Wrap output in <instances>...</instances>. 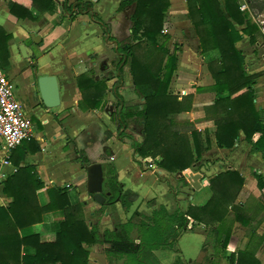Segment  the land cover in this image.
Here are the masks:
<instances>
[{
  "label": "crops",
  "instance_id": "0c3cea01",
  "mask_svg": "<svg viewBox=\"0 0 264 264\" xmlns=\"http://www.w3.org/2000/svg\"><path fill=\"white\" fill-rule=\"evenodd\" d=\"M11 1L28 8L33 19L15 17L10 13L9 0H0V43H3L6 54L1 66L11 78L16 99L30 117L36 133L31 142H24L7 155L6 164L3 163L5 153L0 147V207H7L12 201L3 192V182L18 167H24L33 173L40 185L36 191L39 206L51 203L52 196L56 198V194L52 193L54 189H64V194L72 203L82 204L84 220L89 226L95 221L93 213L102 205L92 207L90 203L94 200L86 190L85 167L88 163L103 165L104 162L101 161L107 156L108 150L111 162L116 168L117 180L123 185V192L130 193L128 200L131 205L127 211H124L120 201L115 204L122 222L129 220L135 211L151 214L153 209L160 207H164L169 214L177 209L186 213L190 205L203 204L207 200V188L212 178L226 171H236L243 178L244 184L235 205L241 207L242 219L248 221V224L244 226L237 222L234 213L230 211L224 228L228 233L223 234L229 235L228 242L224 248L218 243L219 250L215 254L210 252L209 261L230 264L229 258L232 254L247 251L254 252L257 262L264 264V198L252 174L256 171L264 179V150H252V143L245 140L242 132L232 149L217 147L214 123L205 117L204 111L216 99L214 92L209 90L213 79L207 68V60L216 57V53L210 52L205 56L200 53L198 39L187 16L186 0H169L170 6L165 13L162 32L169 33L166 16L183 14L187 18L192 31L190 36L195 40L206 69H201L200 72L196 69L175 71L170 91L180 100L190 96L191 108L189 111L174 114L172 118L179 126L202 133L206 131L211 144L208 150L202 152L199 162L181 173L184 181L178 180L159 166L161 157L138 156L131 141L117 138V130L112 122L111 109L118 103L116 94L125 103L127 101L126 105H136L143 101L134 89L128 65L123 66L122 71L119 70L121 55L116 51L118 44L130 41L129 12L133 11L134 5L118 10L122 0H82L92 4V10L88 12H93L108 25L110 35L114 38V41H109L88 12L80 11L70 19L66 7L77 0H54L52 11L45 13L32 8L31 0ZM257 1L261 4L262 0ZM243 2L247 3L252 17L264 19V5L254 13L250 0H239V5ZM4 36H8V40H4ZM262 36L264 38L263 34ZM32 44L36 45V51ZM21 45L30 49V57L25 58L22 55ZM236 47L243 55L246 74L261 72L253 90L254 105L257 110L262 109L264 52L252 49L244 36L237 41ZM83 73L97 80H105L108 91L99 109L82 110L79 106L82 95L77 87L76 77ZM43 76H55L58 81L59 105L55 108H48L42 103L37 81ZM224 96H228L227 91ZM107 132L112 136L108 138ZM100 133L103 134L102 138ZM128 134L137 142L142 140L140 134ZM188 134L190 136V132ZM257 137L255 135L253 141ZM34 147L39 150H34ZM99 148L103 150L100 152ZM83 156L88 158V163L82 161ZM191 174H200L199 189H195L189 181ZM150 180L151 183L146 184ZM200 191L206 194L197 200L195 196ZM61 220L62 211L52 209L43 214L41 222L19 230V234L25 236L37 233L42 240L51 241L54 238V227ZM214 227L216 229L219 224ZM113 229L110 209L106 208L100 219V232ZM210 229L211 226L190 220L188 228L180 233L173 248L154 250L149 264H174L176 259L180 260V264H200L202 247ZM262 237L263 242L257 247L258 240ZM84 248L89 252L88 264H108L105 255L100 252L101 249L103 252V245L96 243L84 245ZM22 253L31 254L33 249L24 247ZM241 264L253 263L243 261Z\"/></svg>",
  "mask_w": 264,
  "mask_h": 264
},
{
  "label": "trees",
  "instance_id": "16d2710c",
  "mask_svg": "<svg viewBox=\"0 0 264 264\" xmlns=\"http://www.w3.org/2000/svg\"><path fill=\"white\" fill-rule=\"evenodd\" d=\"M258 2L250 0L251 5ZM32 8L40 13L51 12L54 0H31ZM187 16L198 39V48L202 55L215 52L216 57L207 60V68L213 79L209 90L216 99L205 107V117L215 126L214 136L219 148L232 149L242 132L247 142H251L254 151L264 150V108L254 105L253 85L260 73L247 75L244 59L236 43L243 36L251 44L257 43V36L263 38L256 23L250 18L249 11H241L239 0H186ZM134 5L130 16V42L118 44L116 51L121 55L118 68L128 65L133 86L143 101L136 105H126L123 98L116 94L117 112L112 114L119 140H131L132 148L141 158L161 157L159 166L184 181L181 173L201 160L202 152L210 148V137L205 131L183 128L172 118L174 114L189 111L191 98L181 100L170 91V84L178 66L175 48L168 51V34H163L165 13L169 0H122L118 10ZM264 1H261L262 8ZM10 13L19 19H33L28 8L9 0ZM92 4L82 0L66 7L70 19L80 11L88 12ZM92 20L103 30L109 41H114L108 25L103 23L93 12H88ZM240 27V29H237ZM4 36V40H8ZM6 42V41H5ZM3 43H0V59L5 57ZM122 64V65H121ZM3 65V64H2ZM77 87L82 99V110H96L102 106L108 88L104 79H94L86 73L76 77ZM228 96H224L225 92ZM185 127V126H184ZM132 132L142 136L137 142ZM190 132V136H188ZM108 138L111 135L107 132ZM255 135L257 139L253 141ZM191 137V138H190ZM31 142V141H30ZM34 150H39L34 147ZM33 151V150H32ZM107 156L103 168L105 181L103 195L105 203L93 213V221L86 225L81 203H72L63 190L56 188L52 193L56 198L46 206H39L36 191L40 185L33 173L24 167H18L14 174L3 182V192L12 201L7 207H0V264H88L89 252L84 245L100 244L108 264H147L158 249H172L182 231L188 228L190 220L211 226L202 247V257L208 264L210 252L217 253V244L224 248L229 235L225 230V221L234 213L235 220L244 226L248 221L242 219V210L235 205L244 180L236 171H226L212 178L208 184L209 196L203 204H192L186 213L177 209L169 214L164 207L153 209L151 214L135 211L129 220L122 222L115 204L121 202L124 211L131 203L130 193L123 192V185L118 182L116 168ZM82 161L88 163L83 156ZM257 187L264 198V179L256 171L252 172ZM106 208L114 224V229L100 232V219ZM52 209L61 210L63 220L54 227V238L42 240L39 234L21 236L19 230L43 220V214ZM219 227L214 229V225ZM263 242L259 238L258 246ZM30 247L31 254H23L22 249ZM230 264L250 261L259 264L254 252L241 251L232 254ZM174 264H180L176 259Z\"/></svg>",
  "mask_w": 264,
  "mask_h": 264
},
{
  "label": "built area",
  "instance_id": "2783aa9c",
  "mask_svg": "<svg viewBox=\"0 0 264 264\" xmlns=\"http://www.w3.org/2000/svg\"><path fill=\"white\" fill-rule=\"evenodd\" d=\"M240 10L249 11L246 2L240 3ZM255 21L264 35V19ZM34 137V124L17 101L11 78L2 68L0 59V147L5 153L3 163H7V155L12 150Z\"/></svg>",
  "mask_w": 264,
  "mask_h": 264
},
{
  "label": "rangeland",
  "instance_id": "374dc122",
  "mask_svg": "<svg viewBox=\"0 0 264 264\" xmlns=\"http://www.w3.org/2000/svg\"><path fill=\"white\" fill-rule=\"evenodd\" d=\"M260 2V1H259ZM254 7V13H257V10L260 8V3L256 2L253 4ZM130 15L132 14V12H129ZM253 13V14H254ZM250 18L252 19V21L254 23H256L255 19L256 17H252V13H250ZM255 16V14H254ZM167 17V24H168V30L169 33H167L172 39H169V41L167 42V49L168 51H173V49L175 48L176 52H177V56H178V67H177V71H182L184 69L185 70H191V69H196L198 72H200L201 69H203L205 71L206 66L205 64H203L202 59L200 58L199 55V51L197 49V46L195 44V40L193 39L192 36H190V34H192L191 28L187 22V18L184 17L183 14H179L177 16H172V15H168ZM130 19V18H129ZM244 38L246 39V42L249 43L251 45V48L254 49L256 52H264V38H261L260 35H258L257 38V43L258 45L255 44H251L249 42V38L247 36H244ZM263 39V40H262ZM130 41L128 40V43ZM123 45V43L121 44ZM32 46L34 47V51L37 50L36 45L32 44ZM118 59V58H116ZM130 103V101H128ZM127 103V101H126ZM112 114L114 116V114L117 112V107L115 106L114 108L111 109ZM112 122H114V128H116V123L114 121V118L112 119ZM180 128L183 129L185 127H183V125H180ZM132 131L130 129L126 130V133H131ZM36 133L35 129H34V134ZM134 134L139 135L138 133L133 132ZM117 135V132H116ZM103 137V134L100 133V138ZM129 140V139H127ZM131 141V140H129ZM103 150V148H102ZM101 148H99V151H102ZM108 160L112 161L110 158V155L108 156ZM102 163L105 162V160L101 161ZM151 183L150 181H147L146 184ZM166 184L168 185V183L166 182ZM149 185V184H148ZM207 191V190H205ZM206 194V192L204 193L203 191L200 193L197 192L196 194V198L198 200V198H200L201 196L203 197ZM129 198V196H128ZM92 207H98V203L92 201L90 202ZM89 217V215H88ZM177 240L175 241L176 244ZM101 247V246H100ZM99 247V248H100ZM100 252L102 254H104L102 252V249L100 250ZM205 260L201 259L200 260V264H205ZM147 264H149V262L147 261Z\"/></svg>",
  "mask_w": 264,
  "mask_h": 264
},
{
  "label": "water",
  "instance_id": "95a60500",
  "mask_svg": "<svg viewBox=\"0 0 264 264\" xmlns=\"http://www.w3.org/2000/svg\"><path fill=\"white\" fill-rule=\"evenodd\" d=\"M89 11L92 9L89 8ZM20 51L25 58L30 57V49L25 45L20 46ZM39 93L43 105L48 108H55L59 105L58 81L55 76H43L38 78ZM87 172L86 190L92 195V199L99 205L105 203L106 197L103 195L105 181V170L101 163H88L85 167ZM200 174H191L189 181L195 189H199L198 183Z\"/></svg>",
  "mask_w": 264,
  "mask_h": 264
}]
</instances>
